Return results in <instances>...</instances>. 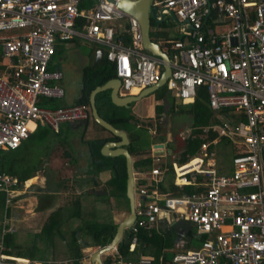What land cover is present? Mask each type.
Listing matches in <instances>:
<instances>
[{
    "label": "built area",
    "instance_id": "obj_1",
    "mask_svg": "<svg viewBox=\"0 0 264 264\" xmlns=\"http://www.w3.org/2000/svg\"><path fill=\"white\" fill-rule=\"evenodd\" d=\"M118 1L0 0V150L17 147L38 123L57 131L62 122L88 118L85 105L61 104L63 73L52 65L56 45L73 37L104 47L126 93L158 81L162 61L142 47L138 21L118 8ZM152 5L178 23V38L164 40L162 49L170 66L165 91L187 104L201 86L211 110L228 108L239 120L220 117L209 127L213 138L203 139L186 161L170 163L171 183L191 186V192L162 190L165 168L133 173L128 249L139 230L149 234L159 222L177 221L192 227L197 248L154 263L150 255L123 259L114 246L104 253L105 264H264V0H153ZM220 26L226 30L216 33ZM224 138L234 148L229 172L218 168L216 159ZM162 155L157 152L154 159ZM16 183L15 176L0 173L5 208L17 195Z\"/></svg>",
    "mask_w": 264,
    "mask_h": 264
},
{
    "label": "trees",
    "instance_id": "obj_2",
    "mask_svg": "<svg viewBox=\"0 0 264 264\" xmlns=\"http://www.w3.org/2000/svg\"><path fill=\"white\" fill-rule=\"evenodd\" d=\"M207 25L210 24L207 23ZM168 26L169 25L166 24L163 19L159 23L153 22L152 29L149 32L150 37L153 34L154 39L155 37H160L164 40L178 38L176 34H170L169 31H162L164 27ZM123 34L126 35L125 32ZM113 77H115L113 66L111 63L106 61L105 57H102L99 61L91 62L82 69L80 91L78 97L75 99V103L85 105L89 112L88 118L81 124L83 126V130L86 129L88 122L91 121L92 124L99 129L108 132L91 118L88 95L94 87L100 86L106 80ZM164 91L165 87L162 86L161 92L156 94L155 97L159 98V96L164 94ZM94 101L96 111L100 117L114 127L125 131L128 138V144L125 148L130 156H132L133 171L143 172L149 170L152 166V159L150 155V142L152 138L149 139L144 137V135L146 134L147 129H153V136H155L156 139L159 141H163L165 139L164 132L158 120L160 119L159 113L161 112L162 105H158L155 108L157 121L154 126L150 120L139 122V119L131 113L129 107L126 108L123 106H116L111 103L108 89L97 92L94 96ZM52 105L55 106L56 103ZM178 106L179 107L176 111L182 112L187 116V120L189 121L188 126L190 129L189 134L185 135L181 139L183 145L175 158L178 163L184 162L192 156L203 139H211L216 135V132L209 128L210 123L214 124L219 121L216 114H222L223 118L228 117L229 119L232 118L235 121L239 120L236 118L235 114H229V116H226L229 112L228 108H221L214 113L207 103L206 91L203 87L198 88L192 102L187 104H178ZM171 111H175L173 106L171 107ZM38 124L36 129L32 131L25 140L21 141L17 147L9 150H0V173L15 176L17 179L15 187H20L24 180L28 179L33 173L40 169L41 161L38 156L36 157L31 147L32 138L38 131ZM47 127L51 131V128L49 126ZM206 128H208L207 132H205ZM57 133L58 132H53V134ZM81 134H84V132H81ZM106 140H118V137L110 134L107 137L82 139V142L86 144L88 149L89 166L92 169V174H97L102 170H108L109 172V177L105 182H103L104 186L102 189H105V194L94 195L93 192L88 194L93 197L94 202L99 203L100 201L110 202L109 198L111 197L113 200L117 201L118 208L122 207L123 211L127 213L128 201L125 196L126 174L124 157L122 155L106 156L102 154L100 147ZM222 145L224 146L223 148L230 146L229 141H226V139H222ZM166 164L169 166L168 157L166 158ZM225 170L226 172H229L230 169H227L226 167ZM167 185L168 190L172 194L189 193L192 191L191 186H175L170 180L167 181ZM161 189L165 190V187L161 185ZM79 196H75L76 198L71 204V208L68 213L71 218L74 217L77 220V224L71 230L70 238L66 243L71 248L70 256L72 257V260L70 264H80L79 259L82 256L81 248H83L84 244L79 241V238L85 242V246L101 247L110 241L117 224L111 220L97 221L94 218H88L83 215L80 208ZM91 208L94 209V207ZM60 213L61 211H53L50 215H48L46 225H48L50 231L53 227L56 228L63 222L61 219H53L55 215ZM68 214L67 216H69ZM7 216L8 208L4 207V193L0 191V244H3V250L6 247H15L14 234L12 231L8 230L7 225L5 224ZM75 232H78L77 236L75 235ZM185 234H182V239L187 241V246L197 248L198 239L192 231L188 230ZM179 235L180 234L175 232L168 223L159 222L149 234L143 230H139L135 234L136 240L134 247L132 250H129V243L133 235L130 233L129 229L125 228L121 238L115 244V247L123 259L135 260L140 255H150L152 256L154 263H158L159 257H161L162 260L169 259L173 252L168 253V250L170 251L175 249V246L182 240H178L180 238ZM4 252L8 253V250H4Z\"/></svg>",
    "mask_w": 264,
    "mask_h": 264
},
{
    "label": "crops",
    "instance_id": "obj_3",
    "mask_svg": "<svg viewBox=\"0 0 264 264\" xmlns=\"http://www.w3.org/2000/svg\"><path fill=\"white\" fill-rule=\"evenodd\" d=\"M166 16H167L166 18L163 17V21L173 20L169 16V14H166ZM168 25L169 26L164 27L162 31L163 32L169 31L170 34H176L177 35L176 29L170 28L169 23H168ZM177 25H178V23H177ZM78 40L83 41L84 39H82L81 37H73L68 42L56 45V51L63 44L64 45L76 44L78 42ZM152 40L157 42L160 45L161 49H163L165 47L164 39L159 37L158 39H152ZM158 41H160V43ZM93 44H95V43H93ZM96 45H98L99 47L95 48L92 52H89L90 55L89 54H86V55L82 54L83 55L82 59H84V64H86L85 66L89 65L93 61H95V62L99 61L100 59H102V57H104V54H102L100 59L95 60V53L98 49H101L104 53V47L99 45V44H96ZM71 50H75V49L71 48ZM53 57H54V55H53ZM90 58L92 59L91 62L88 61ZM85 66L81 67L79 72H78L79 80H72V84L76 86L75 90H73L69 84L64 83L65 81L62 79V85L64 88L63 98L66 97V101L64 100V102H67L66 104H74L75 103V99L79 95V89L81 86L82 69ZM57 67H59V66H57ZM62 73H64V72L62 71ZM75 81H76V83H75ZM75 86H74V88H75ZM163 86L165 87V83ZM159 88L150 92L148 96L153 98L152 93L156 92ZM132 92L137 94L139 91L136 92V90L135 91L133 90ZM119 94L120 95H128V93H126V91H124L121 88L119 89ZM130 95H133V94H130ZM148 96H146V97H148ZM146 97H142L139 100H137V102L136 101H135V103L132 102L127 106L130 108L131 113L135 117H137V119H139V122H145V121L150 120L153 123V125L155 126L156 121H157L155 108L158 105H162L161 112L159 113L160 119H158V120H159V122L161 124V128L164 132L165 139L167 137V134L174 133L176 131V129L181 128L180 126H178L180 122L177 123V125H175L174 121L172 120V117H171V115L179 107L178 104H181V103L178 102L176 104L175 98H173L169 93L164 91V94L159 96V98L154 97L152 99V101H151L152 105H151L150 109L142 112V110L145 108L143 100ZM61 100H60V102H61ZM172 106L175 109L174 112L171 111ZM181 115L187 119V116L184 115V113L181 112ZM167 116H169V122H168V123H170L169 125H167V120H166ZM216 116H219L217 118H220V117H222V114H220V115L216 114ZM226 116H229V112L227 113ZM72 123H68V127L70 130L78 131L80 134H81V132H84V133L92 132L93 136L90 137V139L91 138L94 139V138L107 137L110 135L108 132L99 129L98 127H96L94 124H91L90 122H88L85 130H83L82 125H80V127L78 129L77 127L75 128ZM186 124L189 125L188 120H187ZM51 131L56 133L59 131V128L57 131H53L52 129H51ZM170 131H172V132L170 133ZM189 131H190V129H189ZM189 131L187 134H189ZM153 133H154V130L149 129V133L146 132L144 137L151 139V135H153ZM77 138L79 140L77 144L80 147V149H78L80 151L79 152L80 154H78V157L75 156L76 154L72 156V154L67 151V147H64L66 145L65 141H62V140L59 141L60 147H63L62 149H63L64 158H62L63 160L60 161V163L62 165L60 164L59 170L55 171L56 176L53 175L51 177L50 174L46 173L44 171V169H42V172H43L42 175H38V174L36 175L35 173H33L32 176H30L28 179H26V184H28V182L30 183L31 181H33V177H37L38 181L35 182V184L33 186L22 187V185H21L20 187H16V189L18 190L17 195L11 199V202H10L11 206L8 207V216L5 219V224L7 225L8 230L12 231L14 234L15 247L4 248V250H8V253H5L3 250V244H1L2 249L0 250V264H70V262L72 260V257L70 256V249L71 248L66 243L70 238L71 230L77 224V220L74 217L71 218L70 215L68 214L70 211V208H71V204L73 203L74 199L76 198L75 196L80 195L79 196L80 208H81V211L83 212V215H85V212L87 210L90 211L91 207H88L86 209V206L84 203L87 202V196H91V195L83 196L82 194L91 193V192H93L94 195H101L102 193L105 194V192H106L105 189H102L104 186L103 182H105L106 179L109 177L108 170H102V171L98 172V174H92V169L89 166V160H88L89 156H88L87 146L84 142H82L83 138L81 136L77 135ZM106 141H115V140H106ZM106 141H104V142H106ZM226 141H229V140L226 139ZM162 142L166 143L165 147L153 146V144L162 143ZM162 142L159 141L158 139H152L150 142V155H151V159H152V166L151 167L156 166V167L167 169L168 175L164 176V182H166V185L164 187H165V190H168L167 181L168 180L171 181L170 172H169L170 163L171 162H177L175 160L177 155H175L174 153H178L180 151V149H181L180 146L183 145V142H181V144L178 145L179 148H177V149H176L175 145H173V144L169 145L170 142H168V141L164 140ZM219 144L222 145V140H220ZM229 144H231V143H229ZM70 145L74 149L72 141H71ZM167 148H170V151H167ZM157 152L163 153V155L161 157H159L158 160H155L154 155H156ZM166 154H167L168 158L170 156L169 166H168V164H166V158L167 157L165 158V161H162V159H161V158L165 157ZM80 156H81V158L78 159ZM38 158L41 161V163L44 162V160L40 159V157H38ZM86 159L88 162H86ZM131 160H132V156H131ZM78 162L79 163L84 162V164L81 165L82 167L80 168V171H76L73 169V165L78 164ZM41 163H40V165H41ZM62 166L64 168L66 167L67 169H70L69 174L66 175L65 178L62 176L63 173H61V171H60ZM41 168L42 167L40 166V169ZM218 168H219V165H218ZM40 169L37 170L36 172L40 171ZM63 171H65V170H63ZM132 172L134 173L133 169H132ZM64 174H67V173H64ZM58 176H60V178ZM63 179H67V181L64 182ZM101 191H104V192H101ZM95 192H99V193H95ZM62 198H63V200H62ZM91 201H93L92 196H91ZM91 201H88L90 205H91ZM23 202L26 204H23ZM53 211H57V212L61 211L60 214H57L55 216L53 215L54 216L53 219L54 220H60L61 219L63 222L61 224H59L58 227H56V228L53 227V229L50 231L49 230L50 228L48 227V225H46V221H47L46 219H47L48 215H50V213ZM67 214L69 216H67ZM126 214L127 213H125V215ZM30 216H32V217H30ZM90 218H92V217H90ZM114 220L115 219H112L113 222H114ZM119 221L114 222V223H118ZM174 223L175 222H172L171 225H169V226L172 227V225ZM188 230H190V231L192 230V227L188 224H187V227L180 229V232H179L180 238L178 240L182 239L183 238L182 234L184 235L185 232L186 233L188 232ZM192 233H193V231H192ZM60 234L62 235V237L58 241V242H60L58 244L57 237ZM75 235L77 236L78 232H75ZM79 241L81 243L84 242L80 238H79ZM186 242H187L186 240L184 241L182 239L180 241V243H178L175 247L176 248L183 247V246L187 245ZM89 248H90L89 246H85V245L83 246V248H81L82 256L79 259L80 264H89L88 259H86L87 258L86 253L91 250ZM186 249H189V248H186ZM91 251H93V250H91ZM100 257L103 259L104 262L106 261L104 254L101 255Z\"/></svg>",
    "mask_w": 264,
    "mask_h": 264
},
{
    "label": "rangeland",
    "instance_id": "obj_4",
    "mask_svg": "<svg viewBox=\"0 0 264 264\" xmlns=\"http://www.w3.org/2000/svg\"><path fill=\"white\" fill-rule=\"evenodd\" d=\"M166 14H164V18H166ZM166 24H170V28H174L177 29V23L174 22L173 20L171 21H165ZM226 30V26H220L217 27L215 29L216 33H221L224 32ZM151 31V30H150ZM151 39H154V35L152 34V36L150 37ZM159 38V37H158ZM155 37V39H158ZM160 43V41H158ZM99 47L96 44L90 43L86 40L83 41H79L76 44H71V45H62L61 47L58 48V50L56 51L55 49V54L54 57L52 58V65L54 66H59L58 68L63 71V80L65 81L64 83L69 84L73 90L76 89V86L72 84V80H79V70L81 67L85 66L86 64H84V59L82 54H89V52H92L95 48ZM75 49V50H71ZM148 52V51H147ZM90 55V54H89ZM91 58L88 60L89 62H91ZM76 83V81H75ZM75 86V88H74ZM161 88L160 87L156 92L152 93L153 98L156 96L157 93L161 92ZM149 94L143 96L146 97ZM152 97H146L143 101H144V105L145 108L142 110V112H144L145 110H148L151 108L152 105ZM64 100L66 101V97L63 98L61 100V104H66L67 102H64ZM176 104L178 103L177 99H175ZM137 102V101H136ZM135 103V101L133 102ZM218 117V116H217ZM167 120V125H169V116L166 117ZM172 120L174 121V124L177 125V123H179L178 126H180L181 128L176 129V131L174 133H171L172 131H170L171 134H167L166 139H164L165 141L170 142L169 145H175L176 149L179 148V144H181V139L187 135L188 131H189V126L186 124L187 119L185 117L181 116H173ZM182 121V122H181ZM90 123L92 124V122L90 121ZM210 127L213 126V123H210L209 125ZM175 130V129H174ZM59 133L57 134H53L52 131H50V129L42 123L38 124V131L34 134V137L32 138V143H31V147L34 151V154L36 155V157H40V159L44 160V162L41 163V169L38 172H35V174L37 175H42V169H44V171L48 174L51 175V177L53 175H55V171H58L60 168V161H62L64 158L63 156V147H60L59 145V141H65V146L67 147V151L70 152L73 155L78 157V154H80L79 150L80 147L78 146V136H81L85 139H90V137L93 136L92 132H86L84 134H80L78 131L75 130H70L68 127V123L67 122H62L59 124ZM147 133H149V129L147 130ZM80 134V135H79ZM152 139H156L155 136L151 135ZM163 140V141H164ZM71 141L73 143V147L70 145ZM162 142V141H161ZM178 146V147H177ZM181 147V146H180ZM224 146L219 144L216 147V159H217V164L219 165L220 169L225 170L226 167L227 169L231 168L230 165V160H231V156L234 153V148L233 146H228L227 148H223ZM77 148V149H76ZM65 150V149H64ZM31 151V150H30ZM175 155H177L178 153H174ZM168 157L167 154L165 157L161 158L162 161H165V158ZM66 158V157H65ZM81 156L78 158L80 159ZM170 158V156H169ZM89 160V157H88ZM82 161V160H81ZM86 162L87 159H86ZM84 162L75 164L73 165V169L76 171H80V168L82 167L81 165H83ZM62 165V164H61ZM65 170V171H63ZM61 173L62 176L65 178L66 175L69 174L70 169H67L66 167L64 168L63 166L61 167ZM67 173V174H64ZM98 174V173H97ZM56 176V175H55ZM60 178V176H58ZM33 181H34V177H33ZM63 181H67V179H63ZM29 183V182H28ZM83 196L89 195L88 193H84L82 194ZM101 195H104L103 193ZM63 200V198H62ZM110 202L108 201H100V203L98 202H93L91 201V196H87V202L84 203L86 206V209L88 207H94V209L90 210V211H86L85 212V216L90 218H94L97 221H109L112 219H115L114 222L119 221L124 215H125V211H123V208L120 207L118 208V204L117 201L113 200V198H109ZM88 201H91V205L89 204ZM23 204H26L23 202ZM22 204V205H23ZM21 205V204H20ZM11 206L10 204L8 205V207ZM32 217V216H30ZM113 222V221H112ZM62 235H58L57 237V242L61 239ZM60 242H58L59 244ZM97 247H90L89 249L93 250L96 249ZM186 248H193V246H183L180 248H175L172 250H168V253H172V252H178L181 250H185ZM90 250V251H91ZM88 253V252H87ZM87 255V254H86ZM85 261V260H84Z\"/></svg>",
    "mask_w": 264,
    "mask_h": 264
},
{
    "label": "water",
    "instance_id": "obj_5",
    "mask_svg": "<svg viewBox=\"0 0 264 264\" xmlns=\"http://www.w3.org/2000/svg\"><path fill=\"white\" fill-rule=\"evenodd\" d=\"M153 0H119L116 5L122 11L136 18L139 24L141 33L142 47L150 54L157 56L162 61V71L159 75V79L156 84L140 90L137 94L133 95H120V81L118 78L113 77L106 80L100 86L94 87L88 95L89 110L91 118L105 130H107L113 136H117L118 140L106 141L101 147L100 151L106 156L122 155L125 163V196L128 201L127 214L116 224L115 231L110 241L105 245L98 247L88 254L89 264H104L103 259L100 257L104 253L108 252L119 241L123 234V230L128 228L134 220L133 209V172H132V160L125 146L128 144V138L125 131L118 129L111 125L109 122L100 117L95 108L94 96L97 92L108 89L109 98L111 103L116 106L127 107L130 103L139 100L143 96L161 87L169 75L170 67L168 63V55L161 49L160 45L150 38L149 32L152 29V22L159 23L163 19V14L152 5ZM169 16L176 22L172 13ZM103 54L101 49H98L95 53V60L100 59ZM155 147H165L166 143L153 144ZM170 151V148H167ZM104 192V191H101ZM99 193V192H95ZM187 227V223L177 221L172 225V229L176 232H180V229ZM85 245V242H82Z\"/></svg>",
    "mask_w": 264,
    "mask_h": 264
},
{
    "label": "flooded vegetation",
    "instance_id": "obj_6",
    "mask_svg": "<svg viewBox=\"0 0 264 264\" xmlns=\"http://www.w3.org/2000/svg\"><path fill=\"white\" fill-rule=\"evenodd\" d=\"M153 23V22H152ZM79 91H80V89H79ZM169 99V98H168ZM178 109V108H177ZM176 109V110H177ZM173 116H181V112H174L172 115H171V117L173 118ZM73 125H74V127L76 128H78L79 129V127H80V125L82 124V122H73L72 123ZM172 125V124H171ZM38 181V178L37 177H34V181H31L30 183H28L27 184V187H30V186H33L34 184H35V182H37ZM90 247V246H89ZM98 248V247H97ZM94 250V249H93ZM91 251H89L88 253H86L87 255H86V259H88V254L90 253ZM104 264H105V262H104Z\"/></svg>",
    "mask_w": 264,
    "mask_h": 264
},
{
    "label": "bare ground",
    "instance_id": "obj_7",
    "mask_svg": "<svg viewBox=\"0 0 264 264\" xmlns=\"http://www.w3.org/2000/svg\"><path fill=\"white\" fill-rule=\"evenodd\" d=\"M168 63H169V61H168ZM169 67H170V66H169ZM161 71H162V64H161ZM161 71H160V73H161ZM159 75H160V74H159ZM158 79H159V78H158ZM166 79H167V78H166ZM165 81H166V80H165ZM156 83H157V82H156ZM156 83H155V84H156ZM164 83H165V82H164ZM164 83H163V85H164ZM153 85H154V84H153ZM163 85H162V86H163ZM151 86H152V85H151ZM200 87H201V86H200ZM132 90L135 91V89H132ZM197 90H198V89H197ZM195 95H196V94H195ZM194 98H195V96H194ZM193 100H194V99H193Z\"/></svg>",
    "mask_w": 264,
    "mask_h": 264
},
{
    "label": "clouds",
    "instance_id": "obj_8",
    "mask_svg": "<svg viewBox=\"0 0 264 264\" xmlns=\"http://www.w3.org/2000/svg\"><path fill=\"white\" fill-rule=\"evenodd\" d=\"M24 181H26V180H24ZM24 181H23V182H24ZM23 182L21 183V185L23 184Z\"/></svg>",
    "mask_w": 264,
    "mask_h": 264
}]
</instances>
